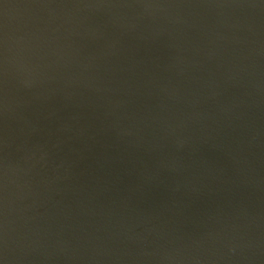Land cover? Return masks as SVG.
<instances>
[{
    "label": "water",
    "instance_id": "95a60500",
    "mask_svg": "<svg viewBox=\"0 0 264 264\" xmlns=\"http://www.w3.org/2000/svg\"><path fill=\"white\" fill-rule=\"evenodd\" d=\"M0 264H264V0H0Z\"/></svg>",
    "mask_w": 264,
    "mask_h": 264
}]
</instances>
